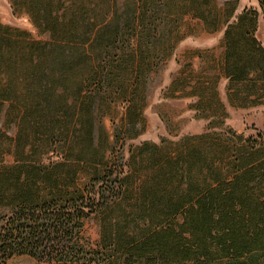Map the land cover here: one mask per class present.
<instances>
[{"label":"trees","instance_id":"1","mask_svg":"<svg viewBox=\"0 0 264 264\" xmlns=\"http://www.w3.org/2000/svg\"><path fill=\"white\" fill-rule=\"evenodd\" d=\"M256 2L240 7L239 0H11L34 32L0 20V113L5 126H15L14 134L0 127V206L7 207L0 212V264L20 254L41 264H114L108 259L117 249L124 259L116 264H264V140L238 148L235 139L220 143L227 159L208 147L190 151L180 162L201 165L202 183L187 178L183 194L161 202L171 211L165 223L118 241L111 253L82 241L85 218L108 200L102 189L89 195L86 187L65 186L69 153L46 163L27 156L29 150L41 156L56 151L60 141L71 142L77 125L85 136L71 145L76 158L100 156L89 144L94 100L102 107V89L117 81L123 84L111 86L110 102L121 93L124 100L133 97L143 85L141 74L171 53L173 25L185 14L210 30L224 25L223 74L234 82L263 83L264 48L255 31L264 0ZM55 120L73 123L59 135ZM22 137L23 153L4 160L3 140L19 144ZM213 154L221 160H210ZM179 213L177 222L173 216Z\"/></svg>","mask_w":264,"mask_h":264},{"label":"rangeland","instance_id":"2","mask_svg":"<svg viewBox=\"0 0 264 264\" xmlns=\"http://www.w3.org/2000/svg\"><path fill=\"white\" fill-rule=\"evenodd\" d=\"M256 3V0H239L240 7ZM0 20L34 32L28 16L15 11L11 0H0ZM205 25L196 16L182 15L173 25L171 53L141 74L143 85L135 89L133 97L127 95L124 100L121 93L110 102L107 95L112 93L111 86L123 84L121 81L102 89L100 95H105L102 107L94 100L96 111L89 117V144L93 142L98 147L100 156H94L93 152L89 158H76L71 145L85 136L82 125H77L80 130L75 138L71 137V142L56 143L58 153L56 150L40 156L39 150L28 151L30 159L43 163L61 161L69 153L72 160L65 158L64 162L70 174L65 186L86 187L89 195L97 188L102 189L107 202L83 223L82 241L88 247L111 253L118 241L165 223L168 218L165 215L170 216L171 211L161 202L170 194H183L187 178L199 185L202 183L201 165L188 167L180 162L183 157L188 158L190 151L208 147L227 159L228 149H221L220 143L228 145L235 139L238 148L244 141L264 140V82L257 85L252 79L234 82L223 74L224 25L220 23L214 30ZM255 34L264 48L262 15ZM4 117L2 111L1 130L14 134L15 126L12 123L5 126ZM72 123L55 120L54 129L61 135ZM232 128L241 134L236 136ZM31 134L29 130L30 138ZM19 144L14 138L3 140L1 153L8 154L4 160H10L12 154L23 153L26 149L23 137ZM50 148L53 149L52 144ZM212 156L210 160H221L220 156ZM6 210L7 207L0 206V212ZM173 218L180 222L182 214ZM118 250L115 252L118 255L109 256L111 263L123 261L124 254ZM4 264L41 262L28 254H20L11 256Z\"/></svg>","mask_w":264,"mask_h":264}]
</instances>
